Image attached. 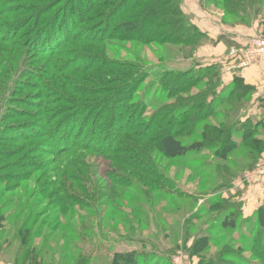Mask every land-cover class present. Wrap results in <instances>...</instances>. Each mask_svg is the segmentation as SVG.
Wrapping results in <instances>:
<instances>
[{
  "label": "rangeland",
  "instance_id": "1",
  "mask_svg": "<svg viewBox=\"0 0 264 264\" xmlns=\"http://www.w3.org/2000/svg\"><path fill=\"white\" fill-rule=\"evenodd\" d=\"M50 1L61 0H0V264H77L91 253V264L120 254H132L131 264H264L253 253L264 243V125L248 146L224 143L238 114L250 116L251 97L224 104L219 41L240 30L264 40V0H181L188 32L204 34L200 23L215 35L204 44L214 56L120 33L59 43L76 29L53 31L63 4L45 17ZM113 1L80 27L103 20ZM138 13L115 26L135 24ZM256 112L250 121L264 124ZM168 126L185 144L205 132L203 150L165 157L158 136ZM31 209L45 216L20 256L17 231ZM228 218L236 228L224 227Z\"/></svg>",
  "mask_w": 264,
  "mask_h": 264
},
{
  "label": "trees",
  "instance_id": "2",
  "mask_svg": "<svg viewBox=\"0 0 264 264\" xmlns=\"http://www.w3.org/2000/svg\"><path fill=\"white\" fill-rule=\"evenodd\" d=\"M109 0H61L58 3H54L52 1L49 2V5L46 10L43 12L42 15H46L47 17L52 11H54L58 5L63 6L60 8L61 10L58 12H55V16L53 17V20L55 21V24L53 26V31L57 28H63L66 25H72L76 30L74 32L70 33L69 35H65L61 38L60 42L65 41L64 44H66L68 41H85V40H78L80 38L82 39H91L94 40L96 43L100 41L107 40V38H112L114 36H117L118 33L121 34V40L125 41H134V42H142L144 44H151V43H157V44H172V45H190L192 46V52L191 56L195 54L198 50V48L205 43L209 42V38L202 34L200 31H197L196 29H193V31L197 32L196 34H191L188 32V30L185 28L187 23H189L185 16L183 15L182 9H181V0H115V2H110L109 7L112 5V11L108 12L104 15L103 20L94 21V23L89 26V28H85V26L80 27L82 24H87L88 17L91 16L93 13V10H95L98 7H104L106 5V2ZM139 11L137 16H135L134 20H138V22H135V24H128V22L119 24L118 26H115L116 22L118 20H123L127 18V15L132 11ZM58 12V13H57ZM82 14V15H81ZM117 14V15H116ZM81 15V16H80ZM90 15V16H89ZM60 17H63V19L66 21L65 25L59 23ZM41 18V16H40ZM78 18L79 20L76 22L75 19ZM89 19V18H88ZM125 21V20H124ZM162 28H169L171 29L170 32H167L165 35L160 33V30ZM80 31V32H77ZM122 31V32H121ZM76 32V34H75ZM220 42H225L227 47L229 49L236 47L235 42L229 40L228 38L220 37ZM210 70L219 69V66L216 64L209 65L208 67ZM218 72V70H217ZM185 77L189 76V74H182ZM189 81L192 83V79L189 77ZM195 83V81H194ZM217 87V86H216ZM219 88V87H218ZM224 93V104L227 103V101L231 98H235L237 100H244L246 97H252V95L255 93V88L251 86H247L244 84L243 80L239 76H235L234 80L231 84L228 86H225L223 89ZM251 94V95H250ZM264 108V107H263ZM264 111V109H263ZM238 114L236 112L233 113L234 117ZM233 115L230 117L234 118ZM209 116V114H207ZM204 116V117H207ZM227 117L230 116L226 115ZM203 118V117H202ZM240 118H244V121L241 122ZM251 117L244 116L243 114L239 115L235 118V122H233V125H236V129L231 130L227 132L226 134H229L228 136L224 137V143L228 142L230 144L231 149H236L237 147H241L243 145L248 146L246 144L249 139L253 137H258L260 135L258 131V127L263 126L262 122H252ZM260 119V118H259ZM264 119V118H263ZM261 121V120H260ZM228 122H230L228 120ZM171 120L169 121L170 125ZM200 121H197L196 124L200 125ZM264 128V126H263ZM65 132V130H64ZM238 133L241 142H236L235 137ZM206 133H202L203 140L202 141H194L190 144H185L183 140L178 138L175 133H173L169 126L167 129L164 130V132L159 133L158 136V143L160 145V151L161 153L172 160L180 159L187 157L190 154H197L200 153L204 148V140L206 139ZM256 138H254V141ZM70 199V197H69ZM66 200H62L60 202L56 201L55 204L58 207L64 206ZM60 204V206H59ZM68 207V205H66ZM65 208L67 211L68 208ZM34 209V208H33ZM31 209L29 212V215L26 218V221L23 222L21 227L18 228L17 231V241L20 245V256L22 254L21 250H27V247L30 245L31 235L35 233L36 226L39 223V217H34V211ZM2 211V210H1ZM32 212V213H31ZM47 213V212H46ZM234 212H231V214L228 216L229 218H234ZM42 215L41 217H44ZM40 217V218H41ZM4 216L0 215V224L4 221ZM227 220L224 221L223 225L227 229H234L236 228V222L235 220ZM31 223L33 225H31ZM45 223V222H43ZM54 224H57V222H54ZM46 225V224H45ZM60 227V225H59ZM45 226H43L42 229H44ZM65 228L68 231V234H73L74 236H77V233H74L73 228L70 227V225H66ZM2 228H0V231ZM40 231V230H39ZM38 231V233H40ZM38 236L41 234H37ZM51 236L54 235V233H50ZM64 236H61L63 242L67 239ZM83 236V235H82ZM30 238V240H28ZM84 238V236L82 237ZM28 240V241H27ZM83 241V240H82ZM261 241V244H260ZM2 243V239L0 240V244ZM203 243V242H202ZM71 246L73 249H75L78 252H81L79 246L75 245L73 241L70 240V243L68 244V247ZM196 250V248H195ZM36 249L31 250L30 253H27L28 259H31V256H34ZM253 253L258 259H264V243L262 240L259 239V246L257 250H253ZM88 255V256H86ZM81 256L78 262L73 261V258H70V254H68V257L66 260H72V262H75L77 264H91L92 263V253L86 254ZM131 258L132 254H120L117 255L114 262L112 264H131ZM20 258H17L16 262L19 263Z\"/></svg>",
  "mask_w": 264,
  "mask_h": 264
},
{
  "label": "crops",
  "instance_id": "3",
  "mask_svg": "<svg viewBox=\"0 0 264 264\" xmlns=\"http://www.w3.org/2000/svg\"><path fill=\"white\" fill-rule=\"evenodd\" d=\"M198 25L200 29L203 32H205L204 34L208 38L213 39V37H215V35L212 34L209 30L204 29L200 25V23ZM253 35L255 36L256 34L255 33L251 34V33L244 32L243 30H240L239 32L234 33L232 37H230V40L235 42L236 47H242L250 43L249 40L250 38L253 37ZM210 47L212 46H210L209 44H206L203 47L199 48L196 53L200 56L201 53L205 51L208 56H214L212 55L213 52L210 50ZM222 47L224 48V52L222 54L224 55V87L231 84L235 76H239L241 77L245 85L255 88V93L251 97V107H250L251 109L248 110V113L250 114V116L247 115L249 117H253L254 113H257L256 111H261V110L263 111L264 109L263 108L264 107V53L259 58H256L254 63L246 69H231L233 65H236L237 60L236 59L233 60L232 58L229 57L230 49L227 47V45H222ZM218 58H220V56H218ZM218 58L217 60L211 59L212 61L211 60L208 61L209 63L208 65L218 64L219 63L217 62ZM240 119H241V122L244 121V118H240ZM254 211H255V208L250 210V214H252ZM1 255L2 253H0V257Z\"/></svg>",
  "mask_w": 264,
  "mask_h": 264
},
{
  "label": "built area",
  "instance_id": "4",
  "mask_svg": "<svg viewBox=\"0 0 264 264\" xmlns=\"http://www.w3.org/2000/svg\"><path fill=\"white\" fill-rule=\"evenodd\" d=\"M264 52V40L250 42L246 46L233 47L229 50V57L237 60L231 69H246L250 67L256 58Z\"/></svg>",
  "mask_w": 264,
  "mask_h": 264
}]
</instances>
